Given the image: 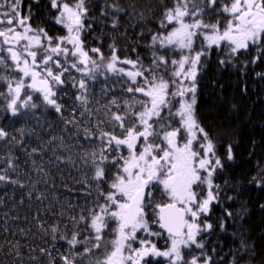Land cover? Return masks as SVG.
Listing matches in <instances>:
<instances>
[{
    "label": "snow or ice",
    "instance_id": "snow-or-ice-1",
    "mask_svg": "<svg viewBox=\"0 0 264 264\" xmlns=\"http://www.w3.org/2000/svg\"><path fill=\"white\" fill-rule=\"evenodd\" d=\"M21 5L22 0H0V112L26 117L36 109H52L60 114L75 128L72 135L95 145L82 156L91 170L82 183L97 193L92 207L70 217V228L63 225V234L60 222L48 225L37 218V227L50 231L53 240L59 234L68 250L57 257L41 248L46 259L30 260L212 264L204 234L213 228L207 217L219 200L214 177L224 164L217 142L196 114L197 76L205 66L202 58L210 57L213 48L223 54L221 65H234L251 52L253 64L264 57V0H159L156 30L149 29L146 45L147 65L139 55L121 59L115 44L109 45L108 57L99 47H86L82 37L91 30L90 23L85 25L86 0H50L56 12L52 19L64 30L55 36L34 28L31 10L22 15ZM117 26L118 17L112 22ZM69 87L75 90L71 119L63 116ZM77 112L83 119H76ZM15 123L10 119L0 126L5 146L16 141L8 129L23 133ZM76 146H83L79 139L70 147ZM227 160H233L231 145ZM16 168L10 158L0 181L23 187L7 174ZM258 176L253 180L264 184V169Z\"/></svg>",
    "mask_w": 264,
    "mask_h": 264
},
{
    "label": "trees",
    "instance_id": "trees-1",
    "mask_svg": "<svg viewBox=\"0 0 264 264\" xmlns=\"http://www.w3.org/2000/svg\"><path fill=\"white\" fill-rule=\"evenodd\" d=\"M40 2V7L35 5L32 10L29 0H24L22 15L31 10L33 27L41 24L45 30L57 29V34L51 35H63L52 19L55 12L50 0ZM113 5L125 11L116 12ZM86 6L89 19L85 25L90 23L91 30L82 38L87 48L99 47L108 57L109 45L115 44L121 59L135 60L139 55L145 65L150 63L146 45L150 43L149 29L156 30L159 0H86ZM116 17L118 26L113 28ZM253 57L251 52L240 56L234 65H221L223 54L213 48L210 57L202 58L205 66L197 76L196 114L217 142V154L224 164L214 177L220 185L219 200L207 217L213 228L204 234L212 264H264V184L253 180L254 176L259 179L258 173L264 169V57L255 64L251 62ZM100 87L99 83L95 85L97 94ZM68 91L70 94L63 97L68 106L63 116L71 119V93L75 90L69 87ZM0 117V126L11 119L16 121L14 129H23V133L8 129L19 143L5 146L0 141V174H5L3 169L11 158L17 168L7 174L24 185L0 181V264H37L30 257L46 259L41 257V248L57 257L66 254L65 241L59 240V234L53 240L50 231H41L37 218L48 225L60 222L63 234L64 224L71 227L70 217H78L82 210L93 206L97 193L95 187L82 183L85 173L91 175L82 156L95 145H89L83 136L72 135L73 125H66L52 109H36L35 115L26 117L0 112ZM76 119H83L78 112ZM77 139L83 146L70 147ZM228 145L232 146V161L227 160Z\"/></svg>",
    "mask_w": 264,
    "mask_h": 264
},
{
    "label": "flooded vegetation",
    "instance_id": "flooded-vegetation-1",
    "mask_svg": "<svg viewBox=\"0 0 264 264\" xmlns=\"http://www.w3.org/2000/svg\"><path fill=\"white\" fill-rule=\"evenodd\" d=\"M23 2H24V0H22L21 14H22ZM29 2H30V9H32V10L35 9V7H33V6L37 5V8H39L40 5H41L40 0H39V3H35V2H33V0H29ZM0 11H2V10H0ZM52 11L55 12V10H52ZM55 15H56V12H55L52 16L54 17ZM30 23L33 24L32 21H31ZM38 25H39V27H41V24H38ZM55 25H56V24H55ZM32 26H33V25H32ZM37 27H38V26H37ZM56 27L58 28V30H62V31H64L60 26L56 25ZM34 28H35V25H34ZM60 28H61V29H60ZM47 31H48L49 35H51L52 33H56V34H57V29H52V30L48 29Z\"/></svg>",
    "mask_w": 264,
    "mask_h": 264
},
{
    "label": "rangeland",
    "instance_id": "rangeland-1",
    "mask_svg": "<svg viewBox=\"0 0 264 264\" xmlns=\"http://www.w3.org/2000/svg\"><path fill=\"white\" fill-rule=\"evenodd\" d=\"M124 67H130V66H124ZM159 245H160V246L163 245V242H161Z\"/></svg>",
    "mask_w": 264,
    "mask_h": 264
}]
</instances>
